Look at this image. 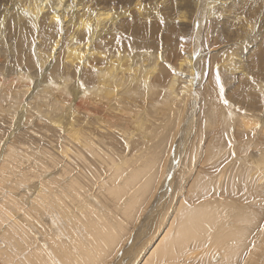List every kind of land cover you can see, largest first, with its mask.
<instances>
[{
	"label": "bare ground",
	"instance_id": "6f19581e",
	"mask_svg": "<svg viewBox=\"0 0 264 264\" xmlns=\"http://www.w3.org/2000/svg\"><path fill=\"white\" fill-rule=\"evenodd\" d=\"M1 145L0 264H264V0H0Z\"/></svg>",
	"mask_w": 264,
	"mask_h": 264
},
{
	"label": "snow or ice",
	"instance_id": "6c2138e0",
	"mask_svg": "<svg viewBox=\"0 0 264 264\" xmlns=\"http://www.w3.org/2000/svg\"><path fill=\"white\" fill-rule=\"evenodd\" d=\"M25 14H27V13H25ZM56 19H57V23H59V22H60L59 17H57ZM90 30H91V29H90V27H89V31H90ZM216 84H217V85H220V78H219V75L216 76ZM223 91H224V90H223V87L220 86L221 99H222L223 103H224L225 105H227V104H228V101H227L226 99L223 98ZM257 126H258V125H257ZM260 230H261V231H264V225H261V226H260ZM253 246H254V244H253ZM249 251H251V249H250Z\"/></svg>",
	"mask_w": 264,
	"mask_h": 264
},
{
	"label": "rangeland",
	"instance_id": "374dc122",
	"mask_svg": "<svg viewBox=\"0 0 264 264\" xmlns=\"http://www.w3.org/2000/svg\"><path fill=\"white\" fill-rule=\"evenodd\" d=\"M196 57H197V56H196ZM197 58L199 59V57H197ZM5 144H6V143H4V145H5ZM40 144H42V143H40ZM2 146H3V145H1L0 148H2ZM54 225H55V223H54ZM55 226H56V225H55ZM122 259H123V258H122ZM122 259H121V260H122ZM121 260H120V261H121Z\"/></svg>",
	"mask_w": 264,
	"mask_h": 264
}]
</instances>
